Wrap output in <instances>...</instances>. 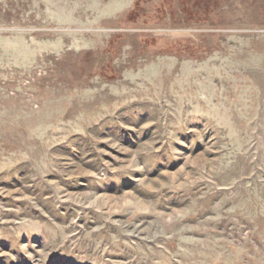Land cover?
<instances>
[{
	"label": "rangeland",
	"instance_id": "1",
	"mask_svg": "<svg viewBox=\"0 0 264 264\" xmlns=\"http://www.w3.org/2000/svg\"><path fill=\"white\" fill-rule=\"evenodd\" d=\"M0 264H264V0H0Z\"/></svg>",
	"mask_w": 264,
	"mask_h": 264
}]
</instances>
